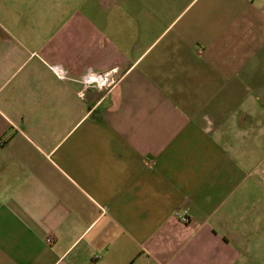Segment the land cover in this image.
Instances as JSON below:
<instances>
[{
  "label": "crops",
  "instance_id": "0c3cea01",
  "mask_svg": "<svg viewBox=\"0 0 264 264\" xmlns=\"http://www.w3.org/2000/svg\"><path fill=\"white\" fill-rule=\"evenodd\" d=\"M258 203L264 0H0V264H264Z\"/></svg>",
  "mask_w": 264,
  "mask_h": 264
},
{
  "label": "built area",
  "instance_id": "2783aa9c",
  "mask_svg": "<svg viewBox=\"0 0 264 264\" xmlns=\"http://www.w3.org/2000/svg\"><path fill=\"white\" fill-rule=\"evenodd\" d=\"M51 69H52V72L55 74V76L59 80H62V81L68 80V76H67L65 70L62 69L61 67L53 66ZM80 83L82 86H84L83 92H85L86 90H88L91 87L101 88V87H106V86L112 85L114 83V79L112 78V76H110V74H100V73L97 74L93 70H88L86 75L83 76ZM175 216L177 217L178 220H180L182 223H184V225L189 222L188 218L179 212H176Z\"/></svg>",
  "mask_w": 264,
  "mask_h": 264
},
{
  "label": "rangeland",
  "instance_id": "374dc122",
  "mask_svg": "<svg viewBox=\"0 0 264 264\" xmlns=\"http://www.w3.org/2000/svg\"><path fill=\"white\" fill-rule=\"evenodd\" d=\"M257 201H258V199L256 200V202ZM256 207H258V215L261 218V216H262L261 215L262 214V208H264V207H263V205L261 203L260 204L258 203V205ZM261 225H262V227L264 229V222H262ZM262 235H263V231H261L258 227L257 228L254 227L253 235L251 237L253 248H254V252L253 253L250 252V255L253 256V257L257 256L259 261L264 260V238H262ZM248 239H250V237ZM257 241L259 243L258 245H260V246L256 245ZM247 258H249V257H247ZM244 262H247V261H244ZM244 264H257V263L249 262V263H244Z\"/></svg>",
  "mask_w": 264,
  "mask_h": 264
}]
</instances>
